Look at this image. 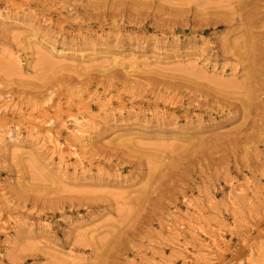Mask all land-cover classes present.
I'll return each mask as SVG.
<instances>
[{
  "label": "rangeland",
  "instance_id": "1",
  "mask_svg": "<svg viewBox=\"0 0 264 264\" xmlns=\"http://www.w3.org/2000/svg\"><path fill=\"white\" fill-rule=\"evenodd\" d=\"M4 11L0 264H264V0Z\"/></svg>",
  "mask_w": 264,
  "mask_h": 264
},
{
  "label": "bare ground",
  "instance_id": "2",
  "mask_svg": "<svg viewBox=\"0 0 264 264\" xmlns=\"http://www.w3.org/2000/svg\"><path fill=\"white\" fill-rule=\"evenodd\" d=\"M5 20L6 21H11L10 19L6 18L5 11L4 12H0V22L4 23ZM51 49H52L51 51L53 53H56V55H62V53H63V51L56 52V50L53 47ZM207 93H208V97L210 99L214 100V102L216 104L220 105L221 107H223V108L234 107V105L230 103L233 99L230 98V96L228 94L222 95L221 93H215V92H212V91H208ZM50 96L51 95H49L48 97H50ZM49 100L50 99L48 98V101ZM75 126L76 127H75V131L73 132V137L78 139V140H81L83 142L87 141L88 140V131L85 128L86 125L77 122ZM9 141L10 142H15V141H17V137L12 138V135L10 134L9 135ZM36 146L38 147L37 151H40V150H45L46 144L42 143V145H39V143H36Z\"/></svg>",
  "mask_w": 264,
  "mask_h": 264
}]
</instances>
